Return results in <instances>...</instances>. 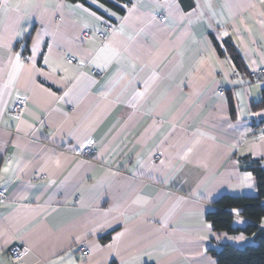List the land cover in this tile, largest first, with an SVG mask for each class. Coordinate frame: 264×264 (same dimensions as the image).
Listing matches in <instances>:
<instances>
[{"label": "crops", "instance_id": "0c3cea01", "mask_svg": "<svg viewBox=\"0 0 264 264\" xmlns=\"http://www.w3.org/2000/svg\"><path fill=\"white\" fill-rule=\"evenodd\" d=\"M127 1L0 0V264L14 244L24 264H218L255 242L206 215L264 169V0Z\"/></svg>", "mask_w": 264, "mask_h": 264}, {"label": "trees", "instance_id": "16d2710c", "mask_svg": "<svg viewBox=\"0 0 264 264\" xmlns=\"http://www.w3.org/2000/svg\"><path fill=\"white\" fill-rule=\"evenodd\" d=\"M71 1L86 3V0ZM98 1L118 10L120 8L114 4V1L128 3L127 0ZM226 50L233 62L238 66L241 62V57L230 41H226ZM262 92V104H264V88ZM250 168L257 184V193L251 196L222 195L215 201L216 209L208 212L206 218L213 226V229L217 231L254 234L255 242L241 248L231 244H222L218 249L210 248L209 251L215 257L218 264H264V230L259 229L256 225L264 216V205L261 202L264 198V169L258 163H253ZM234 210L239 211L241 215L248 217L252 222L242 228H233L231 221L233 216L232 211Z\"/></svg>", "mask_w": 264, "mask_h": 264}, {"label": "built area", "instance_id": "2783aa9c", "mask_svg": "<svg viewBox=\"0 0 264 264\" xmlns=\"http://www.w3.org/2000/svg\"><path fill=\"white\" fill-rule=\"evenodd\" d=\"M159 19L164 20L165 16L159 15ZM97 35L102 39L106 38L107 36L106 25H102V27H100L97 30ZM66 61L73 62L74 59L70 55H66ZM24 105H25V99H19L12 106L13 112L20 114L24 108ZM89 151H90V147L87 144L82 148L81 154H87L89 153ZM5 198H6V195H5L4 189H0V202H3ZM25 252H26V247L22 244H14L8 250V254L14 264H24L22 261H23V256ZM79 252L84 256H87L91 253L89 247L86 244L82 245L79 248Z\"/></svg>", "mask_w": 264, "mask_h": 264}, {"label": "snow or ice", "instance_id": "6c2138e0", "mask_svg": "<svg viewBox=\"0 0 264 264\" xmlns=\"http://www.w3.org/2000/svg\"><path fill=\"white\" fill-rule=\"evenodd\" d=\"M93 3H97V0H92ZM102 6V5H101ZM69 7H72L71 5H69ZM76 7H82V5H77ZM16 8L18 9L19 8V5L17 4L16 5ZM85 11H87V9H85ZM92 15L94 16L95 13H92ZM124 19H127V17H125ZM123 31V27H121V32ZM104 49H108V45H104ZM114 55H118V53H114ZM29 59H32V57H29ZM45 63L47 64L48 63V59L45 58ZM83 63V62H81ZM20 67H23L22 63H21V60H20V54L17 53L16 54V57H15V62H14V65H13V68H14V71ZM67 95V93H66ZM140 96H143V93H139ZM261 139H264V135L261 136ZM88 143H92V141H88ZM163 163V162H162ZM9 168H10V165L9 164H6L4 169L2 170L3 172H8L9 171ZM249 179H250V176H249ZM208 227L210 228L211 225H208ZM242 239V237H241Z\"/></svg>", "mask_w": 264, "mask_h": 264}]
</instances>
